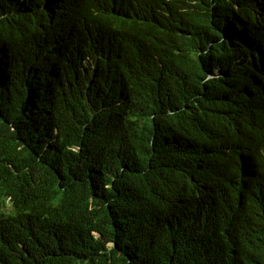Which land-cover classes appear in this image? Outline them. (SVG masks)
<instances>
[{
    "label": "trees",
    "instance_id": "trees-1",
    "mask_svg": "<svg viewBox=\"0 0 264 264\" xmlns=\"http://www.w3.org/2000/svg\"><path fill=\"white\" fill-rule=\"evenodd\" d=\"M0 264H264V0H0Z\"/></svg>",
    "mask_w": 264,
    "mask_h": 264
},
{
    "label": "rangeland",
    "instance_id": "rangeland-1",
    "mask_svg": "<svg viewBox=\"0 0 264 264\" xmlns=\"http://www.w3.org/2000/svg\"><path fill=\"white\" fill-rule=\"evenodd\" d=\"M218 74V73H217ZM216 73H215V75H217Z\"/></svg>",
    "mask_w": 264,
    "mask_h": 264
}]
</instances>
